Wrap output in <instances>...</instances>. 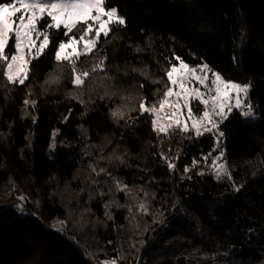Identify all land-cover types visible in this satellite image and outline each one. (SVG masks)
Listing matches in <instances>:
<instances>
[{
  "label": "trees",
  "instance_id": "16d2710c",
  "mask_svg": "<svg viewBox=\"0 0 264 264\" xmlns=\"http://www.w3.org/2000/svg\"><path fill=\"white\" fill-rule=\"evenodd\" d=\"M104 7L126 24L111 25L76 61L84 71L107 57L84 85L72 83L68 61L55 59L61 42L83 35L82 22L65 35L48 27L47 15L39 20L49 44L31 58L23 84L10 82L0 61V264H130L139 254L141 264H264V0ZM14 53L12 36L5 54ZM176 56L249 85L257 118L239 109L223 119L219 148L215 130L154 131L139 102L159 108ZM220 151L227 175L217 176L207 167ZM54 216L65 234L48 227Z\"/></svg>",
  "mask_w": 264,
  "mask_h": 264
},
{
  "label": "snow or ice",
  "instance_id": "6c2138e0",
  "mask_svg": "<svg viewBox=\"0 0 264 264\" xmlns=\"http://www.w3.org/2000/svg\"><path fill=\"white\" fill-rule=\"evenodd\" d=\"M104 5L105 0H13L12 3H0V61L7 63V70L4 72V75L10 82L24 83L27 78L25 67L27 61L25 60L23 50L28 45H34L35 42L32 39V34L37 32L38 18H43L46 14L51 19V24L48 27L57 30L63 27L66 30L65 35L71 32L78 23L82 22L86 26L79 41L73 37L67 45L61 42L55 53L57 61H68L71 64V71L74 77L72 83L77 87L84 85L86 79L90 78L93 73L105 70V60L107 57L102 58L91 70L84 71L77 70L76 61L82 55L93 53L101 36L107 37L109 35L111 25L123 26L126 24L125 17L119 15L115 7L106 9ZM104 17L106 19H103ZM89 21H92L97 27L94 28L93 23H89ZM10 34H14L15 37V54L11 55V59L5 54ZM90 34H93L94 38L86 39ZM80 41H84L83 51H78L76 48V45ZM48 42L49 36L44 34L43 42L39 45L40 50H43ZM68 47H71L72 51L65 54V49ZM177 61L179 62L178 64L176 63ZM165 75L167 76L168 84L163 93V98L157 102L159 108H157L156 104L149 105L146 99H141L139 102V112L141 114L149 113L156 117L151 121V124L153 130L158 134L163 133L168 135L170 130H175L176 128L187 132L189 131V125L186 120L191 119L193 115L190 100L197 99L200 104L205 106V110L202 116L193 120L191 129L195 131L197 136L202 135L204 132L215 130L218 133L216 147L219 148L220 138L224 136V133L219 131V123L216 118L218 117L222 121L227 118L228 113L232 111L233 107L240 108L242 104L240 94L243 93L247 96L249 85L225 81L222 79L220 73L211 70L208 64L204 63L198 67H191L178 56L174 60H169V67L165 70ZM196 84L202 86L205 91H201L200 87L195 86ZM140 87H143V85ZM233 93H235L234 105L230 103L233 99ZM172 96H175L177 101L183 100V104L177 102L173 105L175 111L172 113L171 122L164 125L159 123L161 119L160 111L165 108L169 98ZM28 103L29 101L26 100L25 104ZM32 104L34 105L35 102L33 101ZM246 107L248 110L243 112V115L246 117L251 116L253 114L251 105L248 104ZM184 108L188 110V116L182 122L180 116L183 115L182 109ZM112 115L123 118L124 113L117 110ZM130 118L135 119L134 117ZM223 156V151H220L219 156L211 161L216 168L217 176L221 173L227 175L226 164H217V161L221 160ZM207 159L208 157H205V160ZM168 167L169 169H173L175 165L169 162ZM93 170L95 171V169ZM100 171L105 172L106 170L101 169ZM185 171H188V169L185 168ZM117 186H120V182H117ZM127 190V185L121 188V191ZM19 199L25 200L26 197L20 196ZM140 208L144 209L145 205L141 204ZM64 223V221H60L61 225ZM55 230L63 231L62 228H55ZM101 264H117V260L114 258L102 261Z\"/></svg>",
  "mask_w": 264,
  "mask_h": 264
},
{
  "label": "rangeland",
  "instance_id": "374dc122",
  "mask_svg": "<svg viewBox=\"0 0 264 264\" xmlns=\"http://www.w3.org/2000/svg\"><path fill=\"white\" fill-rule=\"evenodd\" d=\"M10 3H12V2H10ZM17 6H18V5H17ZM45 15H46V14H45ZM45 15H44V16H45ZM40 19H41V18H38V23H39V20H40ZM103 19H106V17H104ZM91 22H92V21H91ZM92 23H93V22H92ZM93 27L95 28V27H97V25H95V24L93 23ZM44 34H47V35L49 36L48 32H45V33H42V34H41L40 32H38V24H37V32L32 34V39H33V41L35 42L34 45H28V46H26V47L24 48V50H23L25 60L27 61V64L25 65L27 72H28V69H29V64H30L31 58H34V57L40 56V55L44 52V50L46 49V47H47L48 44H49V42H48V44L46 45V47H45L43 50H40L39 45H40L41 42H43V36H44ZM12 36H14V34H10V39H11ZM93 38H94V35H93V34H90L88 37H86V39H93ZM10 39H9V40H10ZM75 39H76V38H75ZM77 40L79 41V39H77ZM8 43H9V42H8ZM63 43H65V44L67 45V44H69V41H68V42H63ZM83 44H84V41H80V42L76 45V48H77L78 51H83ZM7 45H8V44H7ZM7 45H6V48H7ZM6 48H5V51H6ZM71 51H72L71 47H68V48L65 49V54L70 53ZM14 54H15V53H14ZM186 63H187V62H186ZM187 64H188V63H187ZM188 65H189V64H188ZM202 65H203V64H202ZM189 66H190V65H189ZM200 66H201V65H200ZM191 67H195V66H191ZM210 69H211V68H210ZM6 70H7V68H6ZM211 70H213V69H211ZM213 71H214V72H218V71H215V70H213ZM218 73H220V72H218ZM220 75H221L222 79H224L225 81H232V82H235V83L240 84V85H245V84H243V83H239V82H236V81H234V80L227 79V78H225L221 73H220ZM169 86H170V85H169ZM195 86H196V87H200V88H201V91H205V89H204L202 86H200L199 84H196ZM249 88H250V87H249ZM175 90H178V89H175ZM213 94H214V92H213ZM232 95H233V99L230 101V103L234 105V103H235V93H233ZM248 97H250L249 89H248V92H247V96H245L243 93L240 94V99H241V101H242L241 107H240V108H235V107H233V108H232V111H231L230 113H228L227 116H229V115H230L231 113H233L235 110H239V109L245 107V105H246L247 102H248ZM250 98H251V97H250ZM177 102H179L180 104H183V100H179V101H177V98H176L175 96H172V97L169 98L168 104H166L165 108H164L163 110L160 111V114H161L160 117H161V119H160L159 123L164 124V125H167L169 122H171V119H172V113H173V111H175L173 105H174L175 103H177ZM197 102L200 103L199 100H197V99H191V100H190V106H191V108H192V113H193V115H192V118H191V119H187V120H186L187 124L189 125V129H190V127H191V124L193 123V120H195V119H197L198 117L202 116V115H203V111L205 110V106L201 104V106L199 107V104H197ZM256 103H258V102H256ZM258 104H259V103H258ZM182 112H183V115L180 116V119H181L182 122H184L185 119H186L187 116H188V110H187L186 108H184V109H182ZM164 116H165V118H163ZM152 118L155 119L156 117H152ZM256 118H257V113H253L250 117H248V118H246V119H248V120H254V119H256ZM216 120H217L218 123H221V121H220V119H218V117L216 118ZM216 157H217V156H214V157H213V160H214ZM219 163H224V164H225V162H223L222 159L217 161V164H219ZM173 169L175 170V169H176V166H175V168H173ZM208 169L211 170V171L213 170L214 172H216V168L213 166L212 162H211V165L208 166ZM62 220H63V219H62ZM65 227H66V224H65ZM139 257H140V254L138 255L137 258H139ZM98 264H99V262H98Z\"/></svg>",
  "mask_w": 264,
  "mask_h": 264
},
{
  "label": "built area",
  "instance_id": "2783aa9c",
  "mask_svg": "<svg viewBox=\"0 0 264 264\" xmlns=\"http://www.w3.org/2000/svg\"><path fill=\"white\" fill-rule=\"evenodd\" d=\"M248 104L251 105L252 110H253V113L259 108V104L256 103V101H254V100H253L252 98H250V97H248V102H247L246 105H248ZM246 105H245V107H243V108L240 109V113H241L242 115H243V112H245V111L248 110L247 107H246ZM150 116H151V117H155V116L152 115V114H150ZM160 116H161V114H160ZM243 116H244V115H243ZM244 117L247 118V117H249V116H247V117L244 116ZM163 118H165V116H164ZM190 129H191V127H190ZM207 169H208V167H207ZM208 170H209V169H208ZM18 206H20V207H18ZM16 208H17V212H18V214H19L20 216L23 217V216H26V215H27V211H26V209H25V204H24L23 201L19 200V201L17 202ZM60 221H64V220H62V218H60L59 216H54V217L52 218L51 222L49 223V227H50L51 229H53V230H55V228H62L63 231H57V230H55V231L60 232V233H62V234H65V232H66V229H65V223H64L63 225H61V224H60ZM106 260H109V259H102V260L99 262V264H101L102 261H106ZM130 264H141V257L137 258V260H135V262L132 261Z\"/></svg>",
  "mask_w": 264,
  "mask_h": 264
},
{
  "label": "bare ground",
  "instance_id": "6f19581e",
  "mask_svg": "<svg viewBox=\"0 0 264 264\" xmlns=\"http://www.w3.org/2000/svg\"><path fill=\"white\" fill-rule=\"evenodd\" d=\"M258 109H259V108H258ZM258 109H257V110H258ZM257 110H256V111H257ZM247 118H248V117H247ZM209 171H210V170H209ZM18 201H19V200H18ZM18 201H17V202H18ZM21 201H23V200H21ZM23 202H24V201H23ZM24 204H25V203H24ZM16 205H17V204H16ZM16 205H15V207H16ZM25 209H26V205H25ZM16 210H17V208H16ZM26 211H27V210H26ZM17 213H18V212H17ZM60 218H61V217H60ZM50 222H51V221H50ZM48 227H49V225H48ZM65 229H66V227H65ZM61 234H62V233H61Z\"/></svg>",
  "mask_w": 264,
  "mask_h": 264
}]
</instances>
